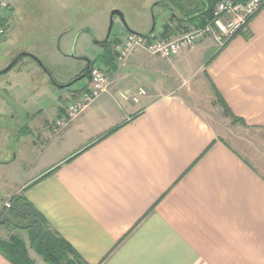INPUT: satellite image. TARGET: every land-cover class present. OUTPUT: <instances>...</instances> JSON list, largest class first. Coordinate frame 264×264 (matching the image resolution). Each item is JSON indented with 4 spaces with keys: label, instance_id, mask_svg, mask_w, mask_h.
<instances>
[{
    "label": "crops",
    "instance_id": "0c3cea01",
    "mask_svg": "<svg viewBox=\"0 0 264 264\" xmlns=\"http://www.w3.org/2000/svg\"><path fill=\"white\" fill-rule=\"evenodd\" d=\"M165 17L142 32L176 35L192 23ZM190 49L169 61L141 50L123 67L115 59L108 91L64 125L58 119L88 82L52 119L11 117L18 138H33L21 153L41 151L11 196L30 202L87 264H264L263 155H243L220 137L186 87L193 72L217 102L218 93L247 126L264 129V7L223 47L209 36ZM138 86L147 91L139 103L121 97ZM17 157L0 165H20ZM0 264H15L1 248Z\"/></svg>",
    "mask_w": 264,
    "mask_h": 264
},
{
    "label": "rangeland",
    "instance_id": "374dc122",
    "mask_svg": "<svg viewBox=\"0 0 264 264\" xmlns=\"http://www.w3.org/2000/svg\"><path fill=\"white\" fill-rule=\"evenodd\" d=\"M10 1L14 9H12L10 20L6 21V33L0 36V72L22 52L37 57L41 64L32 57L25 56L7 73L0 75V114H3L0 116L4 117L0 119V124L3 126V132H0L2 155L0 159H13L17 153L20 163L16 166L0 165V220L5 214L7 216L11 209V207L6 208L5 205L10 202L13 206L12 190L25 179V176L32 173L41 152L32 156L21 153L20 144L22 146L24 143H27L26 146L30 144L29 148L32 149L31 139L33 138L26 136L29 132L22 138H18V124L13 123L11 117L15 116L17 123L31 122L35 117L40 120V123L47 118L52 119L58 106L65 105L69 93L82 89L89 81V77L64 89L58 88L53 80L58 84H68L75 80L84 73L86 68L83 58L95 61L105 50L103 45H108L110 42L113 49H118L120 43L118 37L128 28L147 34L142 31L150 29L153 21L159 22L162 15L166 16V21L170 11L189 17L194 9L202 8L203 5L201 0ZM178 4L184 6L185 10H178ZM113 10L121 11L124 20L114 16L109 41L102 44L101 42L106 40L109 33ZM193 24L200 26L202 23ZM220 47L217 45V48ZM211 55L208 50L197 51L192 57L193 67L198 65L202 56L205 59ZM156 59L159 58L156 57ZM127 60L118 62L119 67H123ZM95 63L94 66L109 73L107 65L98 60ZM128 73L143 74L144 70L136 72L134 69L126 68L125 74ZM191 73L193 72L187 75L190 80L186 82V87H191L190 100L205 120L215 128L217 134L243 155L257 152L264 158V129L246 127L233 117L225 115L208 85L198 80L197 76L192 77ZM174 82L172 79V83ZM34 112L37 115L35 117ZM35 153L36 150H34ZM10 233L24 238L27 246L29 245L28 235L24 231L13 229V227L5 229L0 226V236L6 238ZM30 251L37 262L45 264L42 257H37L32 249Z\"/></svg>",
    "mask_w": 264,
    "mask_h": 264
},
{
    "label": "built area",
    "instance_id": "2783aa9c",
    "mask_svg": "<svg viewBox=\"0 0 264 264\" xmlns=\"http://www.w3.org/2000/svg\"><path fill=\"white\" fill-rule=\"evenodd\" d=\"M263 7L264 0H221L215 3L210 17L205 18L200 26L189 23L176 35H161L155 31L147 34L124 32L118 37L120 43L116 51V60L125 61L139 50L162 60H171L209 36L215 39L217 45L223 47L236 35L246 33L250 22ZM11 8L10 0H0V36L6 33V21ZM109 86L108 74L100 67H91L88 84L66 106L64 115L57 121L58 125H64L76 118L107 92ZM146 94L147 91L142 86L120 93L123 99L134 103H139ZM5 206L10 208V202Z\"/></svg>",
    "mask_w": 264,
    "mask_h": 264
},
{
    "label": "trees",
    "instance_id": "16d2710c",
    "mask_svg": "<svg viewBox=\"0 0 264 264\" xmlns=\"http://www.w3.org/2000/svg\"><path fill=\"white\" fill-rule=\"evenodd\" d=\"M217 1L219 0H201L203 3L202 8L197 7V11L194 9L192 11L194 13L187 20H190L192 23H203L204 18L210 17L212 8ZM177 8L181 11L185 10L184 6L179 4ZM165 27L167 28L168 26L166 25ZM103 47L105 48V53L95 61H92V65L94 66L98 60L107 66L110 65V69H116V54L111 42L108 45H103ZM105 58L107 62H104ZM86 71L87 67L83 72ZM89 76L90 73L87 77ZM217 100L223 108L225 115H229L234 120L249 127L243 119L231 112L229 106L218 93ZM13 200V206H11L7 216L5 214L1 217L0 226L5 229L13 227V229L24 231L28 235L30 248L42 257L45 264H87L66 240L59 237L50 229L45 218L30 202L21 196L15 197ZM0 248L15 264H38L30 257L25 239L15 234H12L8 240L0 238Z\"/></svg>",
    "mask_w": 264,
    "mask_h": 264
},
{
    "label": "water",
    "instance_id": "95a60500",
    "mask_svg": "<svg viewBox=\"0 0 264 264\" xmlns=\"http://www.w3.org/2000/svg\"><path fill=\"white\" fill-rule=\"evenodd\" d=\"M114 16H119L122 20H124V17H123V13L119 10H113L112 13H111V24H110V28H109V33L107 35V38L105 41L101 42L102 44H105V43H108L109 41V37H110V34H111V31H112V27H113V18ZM154 30V29H153ZM152 30V31H153ZM151 31V32H152ZM25 56H29V57H32L34 60H36L37 62H39L41 64V62L39 61V59L35 56H33L32 54L30 53H26V52H22L21 54H19L10 64L7 68H5L4 70H2L0 72V75L1 74H4V73H7L11 68H13V66H15V64L22 58V57H25ZM87 64H88V68H87V71L84 72L82 75L78 76L75 80H73L72 82L68 83V84H58L56 83L54 80H53V83L58 87V88H61V89H64V88H68L70 87L71 85H73L75 82L83 79V78H86L88 76V74L90 73V70H91V67H92V61L89 60L88 58H83Z\"/></svg>",
    "mask_w": 264,
    "mask_h": 264
},
{
    "label": "flooded vegetation",
    "instance_id": "af4514ba",
    "mask_svg": "<svg viewBox=\"0 0 264 264\" xmlns=\"http://www.w3.org/2000/svg\"><path fill=\"white\" fill-rule=\"evenodd\" d=\"M86 67L88 68V64H87V62H86ZM92 67H93V65H92Z\"/></svg>",
    "mask_w": 264,
    "mask_h": 264
}]
</instances>
